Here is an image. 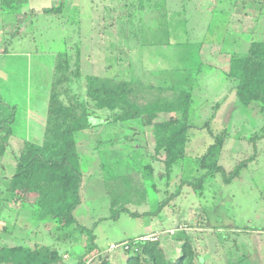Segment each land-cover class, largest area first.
<instances>
[{
	"label": "rangeland",
	"instance_id": "374dc122",
	"mask_svg": "<svg viewBox=\"0 0 264 264\" xmlns=\"http://www.w3.org/2000/svg\"><path fill=\"white\" fill-rule=\"evenodd\" d=\"M135 1L29 0L17 12L0 4V94L17 107L0 183L4 190L13 150L24 139L43 141L54 63L64 51L72 63L80 51L74 69L81 77L72 88L81 94L86 75L114 72L148 86L190 90L184 159L168 175L164 153L152 158L154 128L140 118L125 127L78 132L84 177L77 222L59 228L31 203L22 205L26 197L19 194L0 208V244L51 246L60 252L58 264H100L102 257L126 264L124 241L148 232L159 235L167 257H175L185 226L205 264H264V113L257 104H239L237 80L227 73L230 52L244 55L251 39L231 31L244 3L147 0L159 8L142 12L137 26L125 24L119 9ZM60 2L61 12L43 11Z\"/></svg>",
	"mask_w": 264,
	"mask_h": 264
},
{
	"label": "trees",
	"instance_id": "16d2710c",
	"mask_svg": "<svg viewBox=\"0 0 264 264\" xmlns=\"http://www.w3.org/2000/svg\"><path fill=\"white\" fill-rule=\"evenodd\" d=\"M28 2L0 0L1 9L7 12L20 11ZM236 2L244 3L245 13L233 19L231 31L251 34V39L244 55L228 53L230 61L227 73L237 80L235 93L239 104L245 107L257 104L260 112L264 113V0ZM63 8L64 3L60 2L44 7L43 11L58 13ZM150 8L159 6H151L147 0H136L132 5L123 3L119 15L125 24L131 22L137 26L141 23L139 17L142 12ZM109 10L115 12L116 7ZM30 12L36 14L34 8ZM80 56V51H77V61L72 63L68 51L57 54L43 141L39 143L24 139L22 145L13 150L15 165L10 174L4 175V190L0 183V208L15 202L20 194L22 198L26 197L22 205L31 203L59 228L77 222L74 211L82 201L84 172L76 138L78 132L102 126L125 127L129 121L140 118L144 125L154 128L156 154L151 155L152 158L156 160V155L164 153L166 173L170 175L173 167L186 155L191 127L192 93L188 89L174 85L148 86L145 82L136 83L132 79L120 78L114 72L113 75H86L84 93L75 92L72 84L81 77V73L74 67L79 65ZM16 113L17 107L8 104L0 94V170L3 166L1 158L11 146ZM94 117L98 118L97 124L92 122ZM214 146H217L216 142L210 146L207 155L213 153ZM215 168L220 169L218 166ZM28 198H32V202L25 201ZM183 230L185 236L179 238L182 245L175 257H167L160 238L144 240L141 238L145 235H141L124 241L129 246H124L126 264H205L203 253L198 250L185 226ZM60 261L59 250L45 244L34 247L0 244V264H58ZM80 264L92 263L82 260ZM100 264L111 263L108 257H102Z\"/></svg>",
	"mask_w": 264,
	"mask_h": 264
},
{
	"label": "built area",
	"instance_id": "2783aa9c",
	"mask_svg": "<svg viewBox=\"0 0 264 264\" xmlns=\"http://www.w3.org/2000/svg\"><path fill=\"white\" fill-rule=\"evenodd\" d=\"M172 233H174V230L172 229L171 231ZM141 239H144V240H157L159 239V235L157 234H149V235H145L143 236ZM123 245L125 246V248H128L129 246L127 245V243H123ZM116 245L115 244H111V249H113Z\"/></svg>",
	"mask_w": 264,
	"mask_h": 264
},
{
	"label": "crops",
	"instance_id": "0c3cea01",
	"mask_svg": "<svg viewBox=\"0 0 264 264\" xmlns=\"http://www.w3.org/2000/svg\"><path fill=\"white\" fill-rule=\"evenodd\" d=\"M229 56H230V55H229ZM229 56H228V57H229ZM225 62H226V61H225ZM217 68H221V67L217 66ZM228 68H229V65H228L227 69H228ZM145 72H146V73H150V70H145ZM159 85H160V84H159ZM148 233L150 234V233H152V232H148ZM148 233H146V234H148ZM146 234H142V235H146ZM139 236H141V235H139ZM65 256H67V254H66ZM86 262H87V263H90V262H88V261H86Z\"/></svg>",
	"mask_w": 264,
	"mask_h": 264
}]
</instances>
